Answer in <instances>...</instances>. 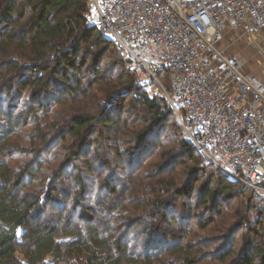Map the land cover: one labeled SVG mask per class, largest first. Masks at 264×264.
Segmentation results:
<instances>
[{
	"label": "rangeland",
	"instance_id": "rangeland-1",
	"mask_svg": "<svg viewBox=\"0 0 264 264\" xmlns=\"http://www.w3.org/2000/svg\"><path fill=\"white\" fill-rule=\"evenodd\" d=\"M30 2L16 0V11L8 32L24 28L31 14ZM6 32L0 34V59L20 60L27 67L28 74H40L39 70H31L36 64L34 61L19 55L22 51H17L20 48L18 39L10 43ZM76 41V64L82 70L80 91L60 98L68 86L58 75L38 87L42 90L39 95H35L34 87L30 86L21 92V83L15 84L16 94L0 88V119L11 118L17 130L13 138L16 148L12 152H3L5 155L0 156V164L7 161L6 154H13L8 163L13 171L19 173L24 168H34L35 180L22 189V194L40 193L46 199L38 207L39 221L50 215V218L59 217L62 213L68 216L73 211L79 215L81 209L77 207L74 193L78 188L75 176L81 174L85 182L84 201L95 216L94 223L103 233L113 231L115 236L123 238L122 243H128L135 255L153 259L152 264H187L185 255L195 260L194 264H231L251 249L250 239L254 238V243L264 247V193L252 187L243 188L225 173H222V178L232 187L225 189L223 184L213 185L210 176L217 173V168L198 155V168L202 171L198 173L199 182L193 185L192 196L184 198L171 194L191 178L189 171L195 166L187 157L175 158L179 154L175 148L181 139L186 138L178 114L174 111V115L156 123L152 135L138 146L136 133L154 120L146 122L145 113L140 111L131 92H125L124 96L108 103L111 101L107 95L108 88L113 85L116 91L123 90L119 75L123 69L121 62H124L127 74L136 72L142 92L161 99L163 91L154 82L145 85L133 61L116 44L95 48L89 47L85 41ZM74 42L75 37L70 36L65 50L73 49ZM226 44L230 54H239L244 59L247 71L264 79V42L260 38L252 42L246 36L228 35ZM23 51L29 53L30 49ZM95 52H102L100 72L91 70L89 66ZM54 54H50V66L55 65ZM49 73L50 70L46 71L44 80ZM159 75L168 88L167 73L160 72ZM69 76L72 78L71 73ZM106 112L118 120L116 128L105 127L98 118ZM79 114L94 118V126L77 135L70 130L73 117ZM205 186L207 190H217L214 202H202L201 191ZM156 198H165L173 206L158 210L154 205ZM53 200L60 203L56 210L51 207ZM218 206L221 207L220 214L217 213ZM242 221L249 226L242 228ZM159 222L164 224L165 230H159ZM256 226L258 233L253 230ZM73 227L85 229V224L75 219ZM155 231L158 235L154 234ZM162 234L166 239L172 234L178 238L176 242L168 238L164 245L168 249L159 251ZM93 244L97 245V241ZM182 246L185 254L177 252ZM229 251L232 255L226 262L222 261V256ZM157 253L160 260L156 259ZM18 256L25 261L23 255ZM46 262L56 264L57 257H49ZM57 264L81 263L77 258L64 257Z\"/></svg>",
	"mask_w": 264,
	"mask_h": 264
},
{
	"label": "trees",
	"instance_id": "trees-1",
	"mask_svg": "<svg viewBox=\"0 0 264 264\" xmlns=\"http://www.w3.org/2000/svg\"><path fill=\"white\" fill-rule=\"evenodd\" d=\"M30 1L31 14L24 28L9 30L8 32L9 23L12 22L13 14L16 11V0H0V24H2L0 26V34L7 31L6 37L10 43H15V40L18 39L20 48L17 51H22L19 55L21 58L26 57L34 61L36 64L32 66L31 70H39L40 74H28L27 67L20 60L2 58L0 59V88H4L10 94H16L18 91H16L15 84L21 83V92L27 86H30L34 87L35 95H39L42 90H39L38 87L55 79L54 76L58 75L68 86V90L60 96V98H65L70 93L78 92L81 89L79 79L80 75H82V70L76 64L78 62V54L76 52L78 41L76 39L85 41L89 47L95 48L97 46L106 48L112 43H116L105 39L96 28L87 24L85 15L89 9V0ZM70 36L75 37L73 49L65 50L66 41ZM26 49H30V52L24 53L23 50ZM52 52H55L52 58L55 61V65H51V67L49 60ZM101 59L102 52H95L93 54V62L89 65L90 69L100 72L99 64ZM121 64L123 69L119 75V78H121L119 83L123 90L116 91L115 87L112 90L113 85L110 86L111 88H108V91L106 90L108 99L111 100L108 103L124 96L125 92H131L138 101L140 111L145 113L146 122H149L150 119L154 120L152 124L144 125L136 133V143L141 146L155 131L158 122L174 115V110L165 96L160 99L157 95L151 97L147 93L142 92L136 78V72L133 75L127 74L124 68L125 63L121 62ZM48 70H50V73L44 80V75H46ZM70 73L72 78L69 76ZM71 79L74 82L71 83ZM169 86L165 88L169 89ZM112 111L110 113H113ZM98 118L107 128L117 127L118 120L112 114L106 112L98 116ZM93 126L94 118L85 114L75 115L70 132L79 135L82 131ZM16 135V125L11 118H6L4 121L0 119V156L5 155L3 152L7 153V151L12 152L15 150L13 138ZM7 148L10 150H7ZM175 149L179 150V154L175 158L187 157L194 162L195 166L189 171V177L191 178L170 193L176 194L175 196L177 197L190 198L193 193V185L200 180L198 173L202 171L201 168H198V155L202 158L203 156L187 138L181 139ZM6 157H8L6 158L7 161L0 164V264H48L46 261L49 257H57L58 262H62L64 257L77 258L81 264H139L141 262L152 264L153 259L147 257L148 252L145 253L147 260L141 254L135 255L130 250L128 243H122L124 242L123 238L115 236L113 231L107 234L103 233L100 227L94 223L95 216L90 212L89 206L84 201L85 182L81 174H76L75 176L78 188L74 193L77 207L81 209L79 215L76 216L73 211L68 216H64L62 213L59 217L50 218V215L39 221L41 216L37 215L38 207L46 199H43L40 193L22 194V189L32 185L35 180L36 173L33 171L34 168L30 170L27 167L16 173L8 165L13 154H8V156L6 154ZM216 168L217 173L214 172L210 176L211 183L213 185L223 184L225 189L231 188L232 185L226 183L224 177L222 178L223 172L218 167ZM237 183L243 188H250L241 182ZM201 195L203 203H207V201L214 202L217 190L214 188H208L207 190L205 186L201 191ZM51 203H54L51 207L56 210L59 206V201L53 200ZM154 205L155 208L161 211L167 209V206H173L165 198H156ZM217 209V213L220 214L221 207L218 206ZM75 219H79L81 224H85V229L74 228L73 220ZM159 223V230L161 228L165 230L163 228L164 224L162 222ZM241 223L242 228L246 225L249 226L247 222L246 224L243 221ZM253 230L256 233L259 232L257 226ZM154 234L158 235V231H155ZM168 238L170 241L176 242L178 237L176 234H172ZM167 239L166 236L162 237L163 241L158 246L159 251L168 249V246H164ZM93 241H97V245L93 244ZM249 241L251 249L242 253L231 264H264V247L254 243V238ZM177 252L185 254V248L182 246L178 248ZM18 254L23 255L25 261H22ZM231 255V251H229L222 256L221 260L226 262ZM159 257L157 253L156 259L160 260L161 258ZM184 261L187 264H194L195 260L191 259L189 255H185Z\"/></svg>",
	"mask_w": 264,
	"mask_h": 264
},
{
	"label": "built area",
	"instance_id": "built-area-1",
	"mask_svg": "<svg viewBox=\"0 0 264 264\" xmlns=\"http://www.w3.org/2000/svg\"><path fill=\"white\" fill-rule=\"evenodd\" d=\"M85 17L161 88L206 161L264 193V81L222 46L235 31L257 41L264 0H89Z\"/></svg>",
	"mask_w": 264,
	"mask_h": 264
},
{
	"label": "crops",
	"instance_id": "crops-1",
	"mask_svg": "<svg viewBox=\"0 0 264 264\" xmlns=\"http://www.w3.org/2000/svg\"><path fill=\"white\" fill-rule=\"evenodd\" d=\"M228 35H235V36H240V35H242V36H246V37L248 38V40H250L249 37H248L247 35H244L242 32H239V31L229 32V33L226 35V37H227ZM226 37H225V40H224L222 46L227 47V51H228V53H229V47H228V44H226ZM258 38H260V39L264 42V31L262 32V34H261L260 36H258ZM258 38H257V40H258ZM238 55H239V54H238ZM239 56H240V55H239ZM245 72H246V73H250V74H255V73H253V72H249V71H247L246 69H245ZM256 75H257V74H256ZM259 77H260V76H259ZM260 78L264 81V79H263L262 76H261Z\"/></svg>",
	"mask_w": 264,
	"mask_h": 264
}]
</instances>
